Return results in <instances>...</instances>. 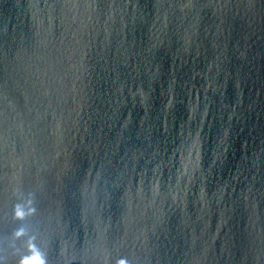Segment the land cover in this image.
Returning a JSON list of instances; mask_svg holds the SVG:
<instances>
[{
	"label": "water",
	"instance_id": "water-1",
	"mask_svg": "<svg viewBox=\"0 0 264 264\" xmlns=\"http://www.w3.org/2000/svg\"><path fill=\"white\" fill-rule=\"evenodd\" d=\"M0 264H264V0H0Z\"/></svg>",
	"mask_w": 264,
	"mask_h": 264
}]
</instances>
